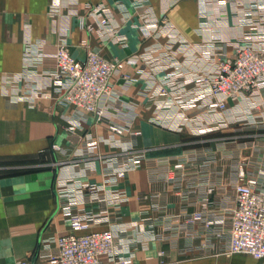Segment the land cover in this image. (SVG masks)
Listing matches in <instances>:
<instances>
[{"label":"crops","instance_id":"0c3cea01","mask_svg":"<svg viewBox=\"0 0 264 264\" xmlns=\"http://www.w3.org/2000/svg\"><path fill=\"white\" fill-rule=\"evenodd\" d=\"M87 1L107 7L119 39L82 28ZM251 42L264 45V0H0V264H53L57 238L71 231L70 214L104 206L85 195L84 182L126 195L88 231L114 229L120 246L130 238V264H264L228 254L227 232L218 237L198 224L167 229L207 196L215 201L211 209L229 206L241 167L264 185V83L226 109L206 108L209 94L195 108L173 93L154 94L178 74V95L187 97L201 88L194 73H210ZM60 43L77 59L92 48L126 61L103 117L60 97L53 77ZM31 88L50 97L32 101ZM185 154L192 162L185 175L176 174ZM123 157L135 167L118 178L112 169Z\"/></svg>","mask_w":264,"mask_h":264},{"label":"built area","instance_id":"2783aa9c","mask_svg":"<svg viewBox=\"0 0 264 264\" xmlns=\"http://www.w3.org/2000/svg\"><path fill=\"white\" fill-rule=\"evenodd\" d=\"M86 15L80 16V25L89 34L97 33L106 39L118 38L119 28L112 24L111 14L103 3H85ZM95 19V23L88 19ZM87 40H84L86 43ZM126 61L121 58L107 59L99 49H90L85 59L75 58L66 43L57 46L53 77L61 86L60 97L66 102L87 112L105 115L104 102L113 92V77L123 74ZM153 64H159L154 58ZM264 75V45L251 42L239 45L233 57H223L210 73H194L191 80L201 86L194 89L187 97L178 95L176 84L178 74L167 76L156 88L155 95L166 96L173 93L186 108H195L207 95L213 98L204 106L209 110L226 109L228 101H237L239 97L258 89L260 77ZM124 76L131 79L130 74ZM27 97L35 101L41 97H50L46 92L31 88ZM111 129L123 133L124 129L112 124ZM57 147V145H54ZM139 156V155H137ZM135 157V156H134ZM133 157V158H134ZM162 162V161H161ZM167 166L170 165L165 161ZM189 155H182L174 164V172L185 175L191 164ZM135 167L132 158L123 157L116 163L113 174L125 177ZM172 170V169H171ZM173 171V170H172ZM264 175V169L260 170ZM247 177L241 167L238 180L234 184V197L229 206L211 209L215 201L207 196L200 209L186 214L180 220L175 218L169 224V232H176L181 226L201 225L212 230L220 237L227 232L229 237L228 254H248L264 260V185L257 177ZM246 179V180H245ZM85 195L91 200L99 201L102 206L99 213L91 211L73 212L69 216L71 231L57 238V251L50 256L53 264H130L125 255L130 238H125L123 246L118 244V234L114 229L90 230L92 225L101 223L106 217L109 206H116L127 199L126 195L108 185L84 182ZM208 192L215 190V185L208 186ZM180 223V224H179ZM179 224V225H178ZM149 232V231H148ZM155 236L163 238L162 232L155 228L150 230ZM125 246V247H124ZM18 264H33L30 259Z\"/></svg>","mask_w":264,"mask_h":264},{"label":"rangeland","instance_id":"374dc122","mask_svg":"<svg viewBox=\"0 0 264 264\" xmlns=\"http://www.w3.org/2000/svg\"><path fill=\"white\" fill-rule=\"evenodd\" d=\"M260 81H261V83H260V86L258 87L259 90H261V87H262V85H263V83H264V82H263V81H264V75L260 77ZM258 89L254 90V91H257ZM254 91H252V92H254ZM248 93H251V92H248ZM229 101H233V100H229ZM229 101H228V102H229ZM230 154H231V158H230V159H232V157L234 158V156H235V152H234V151H231ZM211 155H213V154H211ZM241 155H242V157H241ZM239 157L241 158V160H240L241 163H244V162L247 163V162H248V159H247L248 156L246 155V153L241 152L240 155H239ZM234 159H235V158H234ZM242 160H244V161H242ZM247 178H248V175H247L246 179H247ZM246 179H245V180H246Z\"/></svg>","mask_w":264,"mask_h":264}]
</instances>
